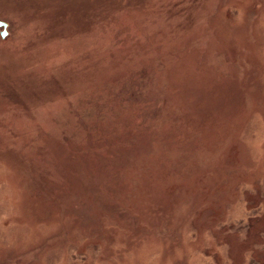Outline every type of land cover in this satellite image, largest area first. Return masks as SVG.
Returning <instances> with one entry per match:
<instances>
[{"label": "rangeland", "instance_id": "rangeland-1", "mask_svg": "<svg viewBox=\"0 0 264 264\" xmlns=\"http://www.w3.org/2000/svg\"><path fill=\"white\" fill-rule=\"evenodd\" d=\"M0 22V264H264V0Z\"/></svg>", "mask_w": 264, "mask_h": 264}, {"label": "water", "instance_id": "water-1", "mask_svg": "<svg viewBox=\"0 0 264 264\" xmlns=\"http://www.w3.org/2000/svg\"><path fill=\"white\" fill-rule=\"evenodd\" d=\"M0 29H3V32L1 33V38L4 39L7 36V25L0 22Z\"/></svg>", "mask_w": 264, "mask_h": 264}]
</instances>
